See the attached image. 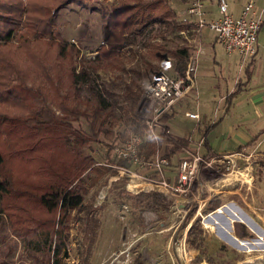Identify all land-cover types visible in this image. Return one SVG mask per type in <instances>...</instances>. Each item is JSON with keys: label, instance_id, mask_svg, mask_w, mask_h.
<instances>
[{"label": "trees", "instance_id": "obj_1", "mask_svg": "<svg viewBox=\"0 0 264 264\" xmlns=\"http://www.w3.org/2000/svg\"><path fill=\"white\" fill-rule=\"evenodd\" d=\"M70 6L102 18L105 47H101L100 56L138 45L156 27L165 30L162 38L186 28L168 0H0V235L5 228L14 240L31 242L41 256L35 257L37 264H64L63 245L72 223L79 225V233L88 243L95 241L96 211L100 207L93 206L95 197L89 189L117 172L105 166L115 163L108 155L103 163L86 154L91 143L98 142L101 135L112 139L134 133L144 138L140 155L149 158L161 149L143 121L135 117L139 94L132 87L126 89L119 102L114 101L123 128L119 133L110 129L113 105L102 97L99 108L86 113L61 100L55 102V108L47 105L48 98L40 82L50 80L49 67L71 62L75 52L57 23L58 13ZM175 57V70L183 75L184 57L181 52ZM251 64L250 59L244 67L245 74L249 73ZM85 76V72H72L69 77L76 83ZM150 81L151 77H147L146 83ZM234 95L225 102L229 103ZM38 101L44 102L41 108ZM81 118L87 124V131L74 125ZM168 118L164 116V120ZM263 132L264 128L247 146ZM162 150L166 153L165 147ZM212 155L207 149L203 157ZM166 158H170L169 153ZM117 163L129 166L125 162ZM258 165L264 172V159ZM87 174L91 175L87 177L88 183L84 179ZM172 205V201L151 191L131 202L132 207L158 216L168 214ZM219 207L218 200L211 199L205 204V212ZM196 208L194 204L186 213L176 234L185 231L186 243L202 246L204 230L200 218L193 219ZM6 238L2 237L0 243ZM78 244V262L90 264L91 245L85 248L80 246L81 241ZM8 246L6 253L1 251L4 256L14 251L10 248L13 244ZM142 262L143 257L139 256L134 264Z\"/></svg>", "mask_w": 264, "mask_h": 264}, {"label": "rangeland", "instance_id": "obj_2", "mask_svg": "<svg viewBox=\"0 0 264 264\" xmlns=\"http://www.w3.org/2000/svg\"><path fill=\"white\" fill-rule=\"evenodd\" d=\"M168 1L173 5L175 0ZM230 1L236 5L240 4V0ZM57 23L62 27L66 40L75 47V52L71 62L49 67L50 80L40 82L42 91L48 98L47 105L55 108V102L61 100L86 113L99 108V97H102L113 105L114 120H109L113 121V126L109 127L114 133H119L123 128L114 101L119 102L126 89L132 87L139 94L135 117L145 123V117L149 119L151 116L150 105L143 97L145 86L149 84L146 83L147 77L152 79L165 63L170 62L175 68V56L180 52L178 38L173 34L162 38L161 34L165 30L156 27L138 45L108 56H100L101 47L105 46L102 45L103 20L99 15L70 6L58 13ZM214 49L219 66L209 62L203 64L205 72L214 76H204L198 81V92L202 93L198 109L193 103L188 107L190 111L198 112L200 123L181 121V124L184 123L181 128L193 140H198L210 123L222 117L224 97L238 80V65H233L235 57L224 56L218 45H214ZM261 53H257L256 48V54L251 59L252 62L255 61L251 77L252 85L258 86L255 90L261 89V86L264 89V53ZM192 58L194 56L188 61ZM226 63H230L228 74ZM247 63L248 61L243 63L241 72ZM184 66L186 64L183 62ZM72 72H85L86 76L74 83L69 77ZM241 72L239 79L243 81ZM203 80L210 83L204 85ZM244 90L245 88L232 99L224 124L214 134H208L210 148L215 154L230 152L235 146L249 140L263 126V121L256 124V119L240 124L246 120L242 117L248 109ZM43 104L44 102L41 104L38 101V108ZM262 110L264 111L263 107ZM74 125L87 131L83 118ZM233 127L235 133H232ZM128 135L112 139L101 135L98 142H93L87 147L86 154L103 163L107 162L103 158L108 155V159L113 160L116 165L117 159L113 155V149L124 142ZM257 141H260L259 150L243 147L246 149L243 152L245 155H248L247 152L253 154L246 162H236L237 171L215 173L202 170L197 176V182L191 187L190 207L197 205L193 219L199 217L204 230L202 246L189 247V243L185 242V231L176 234L184 215L183 209H179L176 204L168 214L156 215L157 219L149 224L142 215L147 211L132 207L131 202L128 204L130 207H123L124 199L128 203L123 195L124 191H120L124 180L111 175L89 189L90 195L95 197L93 206L100 207L96 211L98 228L95 241L88 243L79 233V225L72 223L68 239L63 245V263L80 264L77 251L78 242L81 241V247L91 245L90 264H134L139 256L143 257L142 264H153L150 259L154 264H264V172L258 165V162L264 159V138L260 136ZM89 176L91 175L84 176L87 183ZM90 195L85 198L86 201ZM214 198L220 203L218 211L205 212V204ZM71 215L74 216L73 213ZM8 235L9 231L2 229L0 241L2 237L7 238L5 242L0 243V264H37L35 257L40 259L41 256L34 245L28 243V240H14ZM8 243L13 244L10 248L14 251H8L9 256H4L1 251L6 253Z\"/></svg>", "mask_w": 264, "mask_h": 264}, {"label": "built area", "instance_id": "obj_3", "mask_svg": "<svg viewBox=\"0 0 264 264\" xmlns=\"http://www.w3.org/2000/svg\"><path fill=\"white\" fill-rule=\"evenodd\" d=\"M217 7L219 17L208 21L203 17L202 5L198 0L191 3L187 13L193 17L194 24L198 29L207 28L213 34L215 41L222 47L225 54H236L241 62L249 61L256 54V39L261 26L263 10L257 11L254 4L249 1L243 6L240 14L234 18L227 14L224 0H218ZM172 70V64L165 63L145 86L143 93V97L151 109V116L149 119L145 117L144 124L156 146L161 145V149H157L154 154L146 158L140 155L144 138L137 134H130L124 142L116 145L113 149V155L117 162H125L129 166L117 164L105 166L115 170L116 177L124 180L123 188L120 191H124L123 195L127 198L128 203L125 200L123 207L127 208L130 202L140 194L151 191L172 201L173 205L176 204L179 209H183L184 218L191 208V187L197 182L200 171L211 170L215 173L237 171L236 162L248 161L253 152H247L248 155H245L243 152L246 149L241 148L234 152L214 154L205 158L201 153L202 139L190 148L171 136L164 116L171 114L173 108L185 95L196 89L197 58L194 57L187 61L183 75H170ZM185 116L192 120L199 119L197 113H185ZM165 146L181 154L172 171L174 176L172 181L168 178L170 160L166 158V154L162 150V147ZM130 189H134V192ZM145 211L147 212H143L142 215L148 224L157 219L155 213L149 210ZM188 246L190 247L191 244Z\"/></svg>", "mask_w": 264, "mask_h": 264}, {"label": "crops", "instance_id": "obj_4", "mask_svg": "<svg viewBox=\"0 0 264 264\" xmlns=\"http://www.w3.org/2000/svg\"><path fill=\"white\" fill-rule=\"evenodd\" d=\"M195 1L192 0L188 3H182L180 0H175L172 8L175 11L177 18L179 21H182L185 23L186 28L184 30H181L179 32H175L173 35L175 37H177V41H178V46H180L179 50L183 57H184V63L186 64L188 59L191 56H194L197 58V71H196V89L190 91L189 93H187L185 95V97L173 108V111L171 112V114H169V118L166 120L167 124L169 126L170 129V133L171 136L177 140L183 141L186 145H188L190 148L194 146V144L201 140L203 141V143L205 142L206 145L203 144V147L201 149V153L204 155L207 153V149H209V151L212 154H215L212 149L210 148L209 142H208V134H214L222 124H224V122L226 121L228 114H229V108L231 105V101L233 98H235L237 95L240 94L241 90H243L245 88V92H246V101L248 104V109L247 111L244 112V115L242 117L243 120L245 121H241V123L243 122H251L254 119H256V124H259L263 121V126L260 130H258V132H260L263 128H264V111L262 110V107L264 108V89L261 86V89H257L255 90L256 87L258 86H253L251 83V77H252V68L255 65V61L252 62L250 68H249V73L245 74L244 73V67L242 69V72L240 71V69L243 66V63L245 62H241L240 58L236 55V54H225L222 47L215 41L212 33L207 29V28H201L198 29V27L195 26L194 24V19L193 17H191L190 15H188L187 11L188 8L190 6V4ZM201 2L202 5V10H203V14H204V19L205 20H212V19H217L219 17V13H218V0H198ZM226 3V7H227V14L232 16V17H237L240 14L241 9L243 8V6L247 3V2H252L255 6V8L257 9V11H261L263 10V12L261 13V26H260V30L257 34V39H256V48H257V53H259V51H261L263 54L264 53V0H240V4L236 5L235 3L231 2L230 0H224ZM188 30V31H187ZM184 32V33H181ZM259 44V45H258ZM214 45H218L220 47V49L222 50V53L224 54V56L227 57H235V63L233 65H238L237 66V74H236V78L238 80H236V83L234 84V88L224 97V101H223V115L222 117H220L217 121L210 123L205 130L203 131V135L198 137V140H193L188 134L187 132L182 129L181 127L184 125L181 124V121L183 122H188V121H195V123L197 124L198 122L200 123V116L198 120H192L189 119L185 116V113H192L195 114L198 112H193L190 111L188 109V107L190 106V104L193 103V106L196 107V109H198V102L201 100L202 97V93L198 92V85L200 80L203 79L204 76L207 77H211L214 76V74H207L205 72V70L203 69V64L205 63H210V64H217L219 66V62L218 60L215 58L216 57V52L214 49ZM257 56H259V54H257ZM189 57V58H188ZM188 58V59H187ZM242 65H241V63ZM227 65V63H226ZM228 65H230V63H228ZM228 65L226 66V74H228L227 71H229V67ZM183 69H185V66L183 67ZM173 76H179V74L177 73V71L175 70V68H173ZM172 72V71H170ZM220 73L222 72V67L220 68ZM242 74V76L244 77L243 81H240L241 79H239V74ZM263 82V81H262ZM208 83H210L208 80H203V84L207 85ZM257 83V82H256ZM201 84V83H200ZM253 86V87H252ZM260 86V84H259ZM243 87V89H242ZM234 96H232L231 100L229 103H226V99L231 95L234 94ZM188 95V96H187ZM199 115V114H198ZM187 120V121H186ZM259 122V123H258ZM234 128V127H233ZM236 130L235 128L232 130V133H235ZM256 132L249 140L240 143L239 145L235 146L234 148H232L230 150V152H234L236 151L238 148H243V147H247V148H251L252 150H259V146H260V141H253L249 146H247L257 135ZM262 138H264V132L261 135ZM190 142V143H189ZM165 150L166 153L170 154V171L168 174V178L169 180H174V176L172 174V171L175 169L176 163L179 159V157H181V154L175 152L172 148L170 147H166L165 146ZM203 151V152H202ZM229 151L226 153H230ZM165 153V154H166ZM256 153V152H255ZM256 155V154H255ZM192 245V244H191Z\"/></svg>", "mask_w": 264, "mask_h": 264}, {"label": "water", "instance_id": "obj_5", "mask_svg": "<svg viewBox=\"0 0 264 264\" xmlns=\"http://www.w3.org/2000/svg\"><path fill=\"white\" fill-rule=\"evenodd\" d=\"M150 263H153L154 264V262L150 259Z\"/></svg>", "mask_w": 264, "mask_h": 264}]
</instances>
